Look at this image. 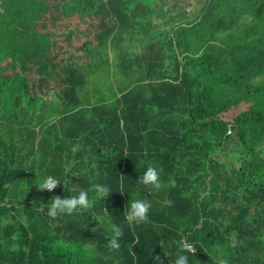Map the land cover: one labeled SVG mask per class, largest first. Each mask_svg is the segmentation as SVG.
I'll return each instance as SVG.
<instances>
[{
  "label": "trees",
  "instance_id": "obj_1",
  "mask_svg": "<svg viewBox=\"0 0 264 264\" xmlns=\"http://www.w3.org/2000/svg\"><path fill=\"white\" fill-rule=\"evenodd\" d=\"M127 35L162 68L134 72ZM111 64L127 80L95 100L86 82ZM149 164L159 191L137 182ZM81 191L92 208L48 217L53 195ZM135 199L152 206L130 227ZM216 250L264 264V0H0V264H216Z\"/></svg>",
  "mask_w": 264,
  "mask_h": 264
},
{
  "label": "clouds",
  "instance_id": "obj_2",
  "mask_svg": "<svg viewBox=\"0 0 264 264\" xmlns=\"http://www.w3.org/2000/svg\"><path fill=\"white\" fill-rule=\"evenodd\" d=\"M137 182L146 188L154 191H159L162 188L160 174L156 167L149 164L144 174L138 177ZM60 181L54 177L46 176L39 182V191L53 192L59 185ZM93 190L102 195L107 196L110 189L103 185H93ZM51 203L48 206L47 215L53 220H56L61 215H72L78 210H88L93 207L94 201L89 199L87 191H81L78 196L61 198L59 195L51 197ZM170 203V202H169ZM151 202L143 199H135L130 204L126 205L124 216L130 227L141 225L148 222V213L151 209ZM110 238L108 240V247L111 250H118L120 248L119 240L123 235L121 227L110 222ZM184 251L196 253V248L190 245L181 244L180 252ZM157 264H163L159 254L153 256ZM216 264H229L227 257L220 250H216L214 255ZM175 264H188V257L180 254L175 259Z\"/></svg>",
  "mask_w": 264,
  "mask_h": 264
},
{
  "label": "rangeland",
  "instance_id": "obj_3",
  "mask_svg": "<svg viewBox=\"0 0 264 264\" xmlns=\"http://www.w3.org/2000/svg\"><path fill=\"white\" fill-rule=\"evenodd\" d=\"M123 46L125 51L124 53L121 52L120 56L124 54V57H132L136 61L135 66L133 67L134 72L137 73L141 70L143 73H146L151 64L156 70L162 68L160 65L159 52L155 46H149L146 43L144 44L139 38L132 39L129 35L125 37ZM109 57L114 60H120L114 50L110 51ZM87 60L89 61V59ZM92 61L98 62V59H92ZM84 69L86 70L85 67ZM123 80L127 79L119 74V72L114 71L112 64L110 67L94 68L93 73L90 74L89 79L86 82V90L88 91V94H94L93 97H95V100L100 98L110 99L115 93L121 90V83H123ZM88 94L81 92L83 98L85 95L87 98ZM245 108H247V105L243 103L237 108H232L227 114H225V117L232 119Z\"/></svg>",
  "mask_w": 264,
  "mask_h": 264
},
{
  "label": "built area",
  "instance_id": "obj_4",
  "mask_svg": "<svg viewBox=\"0 0 264 264\" xmlns=\"http://www.w3.org/2000/svg\"><path fill=\"white\" fill-rule=\"evenodd\" d=\"M185 245H190V246H192L191 244H189V243H186ZM193 247V246H192Z\"/></svg>",
  "mask_w": 264,
  "mask_h": 264
}]
</instances>
